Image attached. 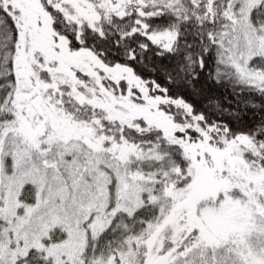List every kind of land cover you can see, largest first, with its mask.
I'll use <instances>...</instances> for the list:
<instances>
[{"label":"snow or ice","instance_id":"1","mask_svg":"<svg viewBox=\"0 0 264 264\" xmlns=\"http://www.w3.org/2000/svg\"><path fill=\"white\" fill-rule=\"evenodd\" d=\"M0 264H264V0H0Z\"/></svg>","mask_w":264,"mask_h":264}]
</instances>
